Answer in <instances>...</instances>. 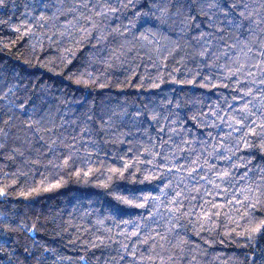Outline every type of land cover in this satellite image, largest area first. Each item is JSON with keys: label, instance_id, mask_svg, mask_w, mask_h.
<instances>
[{"label": "trees", "instance_id": "trees-1", "mask_svg": "<svg viewBox=\"0 0 264 264\" xmlns=\"http://www.w3.org/2000/svg\"><path fill=\"white\" fill-rule=\"evenodd\" d=\"M0 264H264V0H0Z\"/></svg>", "mask_w": 264, "mask_h": 264}]
</instances>
